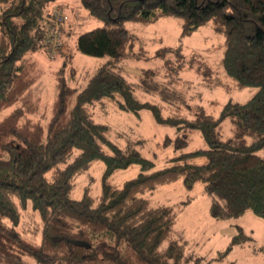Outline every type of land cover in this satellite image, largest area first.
<instances>
[{"label":"trees","instance_id":"16d2710c","mask_svg":"<svg viewBox=\"0 0 264 264\" xmlns=\"http://www.w3.org/2000/svg\"><path fill=\"white\" fill-rule=\"evenodd\" d=\"M57 1L0 0V113L16 105L0 119V264H203L188 240L175 235V206L154 204L149 195L179 179L188 189L202 182L213 196L209 212L215 219L248 210L264 219V157L258 153L264 149V0H80L103 24L82 32L77 49L106 61L80 87L68 82L66 57L44 121L30 116L39 109L33 85L40 76L30 54L48 52L51 4ZM165 16L182 19V37L211 24L226 40L225 73L239 87L257 91L245 102H226L218 115L197 110L190 117L165 115L160 104L141 99L122 74L135 41L125 22L149 24ZM61 49L62 40L56 54ZM165 50L183 57L180 48ZM197 61L198 72L212 77L214 70ZM156 73L148 68L141 76ZM106 98L136 115L149 109L157 123L176 129L175 137L163 140L175 152L167 165L156 169L132 144L112 140L111 125L94 116L93 107ZM226 118L232 133L223 138ZM193 129L208 146L185 151ZM96 161L105 165L100 193H92L90 179L75 197L77 179ZM134 164L140 165L136 176L122 184L112 181L118 170ZM29 207L41 221L39 241L18 230ZM235 226L219 258L252 238Z\"/></svg>","mask_w":264,"mask_h":264},{"label":"rangeland","instance_id":"374dc122","mask_svg":"<svg viewBox=\"0 0 264 264\" xmlns=\"http://www.w3.org/2000/svg\"><path fill=\"white\" fill-rule=\"evenodd\" d=\"M58 2L51 4V10L60 8L66 15L61 53L50 55L46 50L40 49L30 54L36 60L40 73L33 85L39 109L30 116L44 121L50 116L58 92L56 72L66 57L68 82L80 87H84L88 78L106 61V57L87 55L77 49L78 36L103 23L90 16L80 0ZM125 25L135 35V41L130 48V56L122 63V74L134 85L135 92L141 99L160 104L165 115L181 114L190 117L197 110L218 115L226 102H245L257 91L256 87H239L225 73L222 58L226 40L211 24L184 37L181 35L182 19L179 17L165 16L149 24L126 21ZM167 47L180 48L183 57H179L176 51L165 50ZM168 59L170 62H167ZM192 59L194 66H190ZM198 59L214 70L212 77L205 79L198 72ZM148 68L157 73L149 77L141 76V71ZM15 107L16 105L3 110L0 119ZM93 109L98 121L111 125L110 136L113 141L122 146L132 144L144 157L154 162L156 169L167 165L175 154L172 146H163V140L167 134L175 137L176 129L157 123L149 109H143L136 115L121 110L113 100L107 98L97 103ZM220 130L223 138L231 135L232 122L229 118L223 120ZM188 134L189 145L185 151L208 146L200 130H189ZM258 153L264 157V149ZM104 167L103 161H96L88 172L77 179L73 195L80 197L90 179L95 180L91 191L98 195ZM139 172L140 165L134 164L118 170L112 176V181L122 184ZM149 197L154 204L175 206L178 213L175 235L188 240L190 248L203 258V264H264V219L253 211L248 210L229 220L215 219L209 212L213 196L205 192L204 184L198 182L192 189H188L182 179L160 186ZM187 199H190L188 204L179 205ZM22 214L18 230L24 236L39 241L41 221L38 213L29 207ZM236 224L241 225L252 238L235 245L228 254L219 258L237 232Z\"/></svg>","mask_w":264,"mask_h":264},{"label":"built area","instance_id":"2783aa9c","mask_svg":"<svg viewBox=\"0 0 264 264\" xmlns=\"http://www.w3.org/2000/svg\"><path fill=\"white\" fill-rule=\"evenodd\" d=\"M52 25L49 30V34L46 38V49L50 55H55L57 47L60 45L62 40V34L65 25V13L62 9H56L52 12Z\"/></svg>","mask_w":264,"mask_h":264},{"label":"crops","instance_id":"0c3cea01","mask_svg":"<svg viewBox=\"0 0 264 264\" xmlns=\"http://www.w3.org/2000/svg\"><path fill=\"white\" fill-rule=\"evenodd\" d=\"M58 2V1H57ZM59 3V2H58Z\"/></svg>","mask_w":264,"mask_h":264}]
</instances>
